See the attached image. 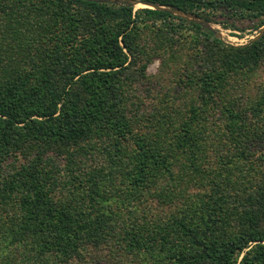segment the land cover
Instances as JSON below:
<instances>
[{
    "label": "trees",
    "instance_id": "1",
    "mask_svg": "<svg viewBox=\"0 0 264 264\" xmlns=\"http://www.w3.org/2000/svg\"><path fill=\"white\" fill-rule=\"evenodd\" d=\"M149 1L264 25V0ZM261 67L264 34L0 0V264H264V77L246 88Z\"/></svg>",
    "mask_w": 264,
    "mask_h": 264
},
{
    "label": "rangeland",
    "instance_id": "2",
    "mask_svg": "<svg viewBox=\"0 0 264 264\" xmlns=\"http://www.w3.org/2000/svg\"><path fill=\"white\" fill-rule=\"evenodd\" d=\"M144 7V5L139 4L135 7V9ZM213 26L218 29L221 33H222V38L223 40L227 43V44H232V45H241V44H245L247 43L250 39H253L254 37H256L261 29H257L256 28V22H250V21H236V22H230L229 26H223L222 24L219 23H215L212 22ZM182 62H185V60H182ZM183 65L181 64V62L178 64V68L176 67V71L178 69V71H182L183 69ZM159 69H160V59L156 58L154 59L152 62L149 63L148 67H147V73L148 75L152 76L153 78H155L158 73H159ZM264 77V67H261L255 74L254 78L246 84V88H247V92L250 96H255V94H257V85H255L256 81H260L261 78ZM170 82L168 81L167 78H165L164 80H162V83L160 84L162 87H164L163 89H167V87L169 86ZM139 87L141 88L142 92L144 93V95H147L148 100H150V97H158L157 93H160L159 89L157 87H155V89H153L152 87H150L149 84L146 85H139ZM178 88H180L178 86ZM159 91H158V90ZM162 91V88H161ZM146 92V93H145ZM178 95H180L178 93ZM255 149H258L259 146L255 145L254 146ZM217 151L214 147L213 150H211L210 155L212 157H215L217 155ZM157 207V206H156ZM156 211V210H155ZM128 264H139V262L137 261L136 258H132L130 257L129 260H127Z\"/></svg>",
    "mask_w": 264,
    "mask_h": 264
},
{
    "label": "water",
    "instance_id": "3",
    "mask_svg": "<svg viewBox=\"0 0 264 264\" xmlns=\"http://www.w3.org/2000/svg\"><path fill=\"white\" fill-rule=\"evenodd\" d=\"M93 1L104 2V3H115L118 5H130V6H134V7H136L139 4H142V5H144V7H151L154 9L164 10V11L170 12L174 15L186 18L189 21L199 23L202 26L213 31L217 37L223 39L222 33L213 26L212 22L208 21L207 19L201 18V17H199L193 13L186 12L182 9H179L178 7H176L174 5H162V4H159V3H156L153 1H149V0H93ZM263 34H264V25H263L260 33L256 37L251 39V41L258 39Z\"/></svg>",
    "mask_w": 264,
    "mask_h": 264
}]
</instances>
